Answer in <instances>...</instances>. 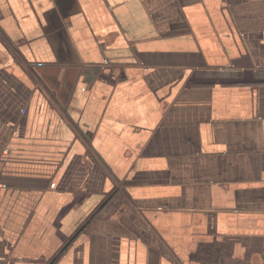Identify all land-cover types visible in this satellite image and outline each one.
<instances>
[{"label":"crops","instance_id":"obj_1","mask_svg":"<svg viewBox=\"0 0 264 264\" xmlns=\"http://www.w3.org/2000/svg\"><path fill=\"white\" fill-rule=\"evenodd\" d=\"M0 264H264V0H0Z\"/></svg>","mask_w":264,"mask_h":264}]
</instances>
